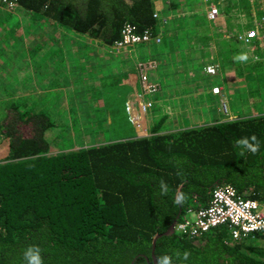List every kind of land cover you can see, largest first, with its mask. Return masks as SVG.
<instances>
[{"label": "trees", "instance_id": "obj_1", "mask_svg": "<svg viewBox=\"0 0 264 264\" xmlns=\"http://www.w3.org/2000/svg\"><path fill=\"white\" fill-rule=\"evenodd\" d=\"M19 5L105 46L120 41L127 25L156 34L161 24L154 0ZM15 103L0 121L9 144L0 160V264H28L30 246L38 247L42 264H158L164 254L171 264H264V234L239 242L227 227L193 239L175 230L166 235L181 210L177 223L190 209L208 207L219 186L264 204V114L164 135L157 134L161 122L149 137L50 154L52 115L24 99ZM252 135L260 142L255 154L236 144Z\"/></svg>", "mask_w": 264, "mask_h": 264}, {"label": "rangeland", "instance_id": "obj_2", "mask_svg": "<svg viewBox=\"0 0 264 264\" xmlns=\"http://www.w3.org/2000/svg\"><path fill=\"white\" fill-rule=\"evenodd\" d=\"M246 1L252 14L243 6ZM160 3V43L117 49L116 44L62 32L54 39L76 45L59 51L62 60L56 66H44L37 79L26 80L24 59L41 38L42 19L21 17L23 33L15 29V17L0 14V121L5 109L21 99L35 111H48L55 127L47 138L50 154H56L134 134L149 137L161 122L157 134L164 135L262 116L264 51L239 41L263 17L261 0H210L221 7L215 20L208 18L205 0ZM18 9L20 5L5 10ZM48 51L43 47L35 53ZM66 55L75 61L65 60ZM148 63L147 83L157 89L144 94L141 67ZM209 68L216 72L208 73ZM8 150V141L0 139V160ZM259 243L264 246V240Z\"/></svg>", "mask_w": 264, "mask_h": 264}, {"label": "built area", "instance_id": "obj_3", "mask_svg": "<svg viewBox=\"0 0 264 264\" xmlns=\"http://www.w3.org/2000/svg\"><path fill=\"white\" fill-rule=\"evenodd\" d=\"M205 2L208 4V18L218 19L221 14L219 5H209L210 0H205ZM261 3L264 6V0H261ZM0 7L15 10L19 7V0H0ZM154 17L159 19L158 13ZM158 31L156 34L149 30L137 33L133 26L127 25L121 32V40L116 42L115 46L121 49L129 46L137 47L153 41L160 43L162 39ZM239 39L246 47L264 51V16ZM252 58L254 61L260 60L257 53H253ZM151 68L152 63L141 67L144 94L153 93L157 89V85L147 83V73ZM215 72L214 68L208 69L210 74ZM218 227H227L234 241L254 239L255 236L264 234V204L258 200L243 198L230 185L219 186L212 192L210 205L202 209L187 211L181 221L176 224L175 232L193 239L206 235Z\"/></svg>", "mask_w": 264, "mask_h": 264}, {"label": "crops", "instance_id": "obj_4", "mask_svg": "<svg viewBox=\"0 0 264 264\" xmlns=\"http://www.w3.org/2000/svg\"><path fill=\"white\" fill-rule=\"evenodd\" d=\"M250 1L252 2L253 0H250ZM154 2H155L156 13H159L158 10L161 7L160 0H156V1L154 0ZM243 6L245 7L247 12L250 11V7H249L250 4L247 1H246V6L245 5H243ZM2 13L10 14L13 17H15L14 21H17V25H16L17 27L15 29L17 30L19 27L20 32H23V33H24V24L20 26V23L22 22L21 17H25V15H26L29 18H31L34 22H35V18L37 17L34 13L27 12L23 9H18L15 12H9L5 9H0V14H2ZM250 13H251V11H250ZM38 18H39V20L42 19L41 25L44 27V31L41 34V38L33 43V45H32L33 49L30 48L31 49L30 50L28 48L29 51L27 52V55L25 56V59H24V61H25V80L27 79V77L37 79L38 78V75H36L37 70L40 73H42L44 66H56L62 60V54L63 53L60 54L59 51L67 48V45H70L72 48H73L74 44L76 45V43L73 41H72L73 43L68 44L65 41V39H62L61 42L59 41L61 39H57V40L54 39L55 36H57L58 34H61L62 32H66V33L68 32L69 35L72 32H69L66 29H62L61 27L55 25L54 23H52L50 21L47 22V20H45L44 18H41V17H38ZM51 34H53L54 36H52ZM72 34L76 35V33H72ZM44 35H45V37H44ZM43 47L48 48L49 51L47 53H41V52L35 53L36 49L40 50ZM71 57H72L71 55H66L64 58H65V60L70 59L71 61H75V59H72ZM70 66H72V64H70ZM67 72H68V70H67ZM36 89H37L36 91H41V89H39L38 87ZM29 95H30V93L25 94V96H29ZM0 139H6V138H5V136L3 137L0 133ZM7 154H8V152H7Z\"/></svg>", "mask_w": 264, "mask_h": 264}, {"label": "clouds", "instance_id": "obj_5", "mask_svg": "<svg viewBox=\"0 0 264 264\" xmlns=\"http://www.w3.org/2000/svg\"><path fill=\"white\" fill-rule=\"evenodd\" d=\"M238 60H246V56H239L237 57ZM236 144L238 146H242L244 149L251 151L253 154L259 151L260 148V142L258 138L255 135H252L250 137H243L236 141ZM161 188V194H167L168 187L167 184L164 181H161L160 184ZM184 197L181 195L175 199L176 204L183 203ZM188 253L184 254L185 259L187 258ZM25 260L28 262V264H42V258L40 256V251L38 247L36 246H30L24 253ZM158 264H171V257L167 254H164L162 256H159L158 258Z\"/></svg>", "mask_w": 264, "mask_h": 264}, {"label": "water", "instance_id": "obj_6", "mask_svg": "<svg viewBox=\"0 0 264 264\" xmlns=\"http://www.w3.org/2000/svg\"><path fill=\"white\" fill-rule=\"evenodd\" d=\"M182 214V210L179 212L177 218L175 219V221L172 223V225L170 226V228L168 229V231L166 232V235H169V234H173L174 233V230H175V226L180 218ZM160 236H157L153 242V259H154V262L157 263V260H156V257L154 255V250H155V245H156V241L157 239L159 238Z\"/></svg>", "mask_w": 264, "mask_h": 264}]
</instances>
